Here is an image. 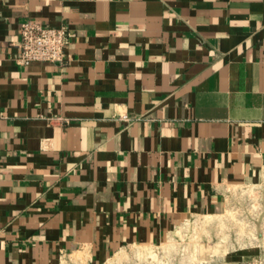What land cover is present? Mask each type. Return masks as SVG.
Instances as JSON below:
<instances>
[{
	"label": "crops",
	"instance_id": "0c3cea01",
	"mask_svg": "<svg viewBox=\"0 0 264 264\" xmlns=\"http://www.w3.org/2000/svg\"><path fill=\"white\" fill-rule=\"evenodd\" d=\"M25 20L63 62L17 63ZM260 184L264 0H0V264L157 248Z\"/></svg>",
	"mask_w": 264,
	"mask_h": 264
},
{
	"label": "rangeland",
	"instance_id": "374dc122",
	"mask_svg": "<svg viewBox=\"0 0 264 264\" xmlns=\"http://www.w3.org/2000/svg\"><path fill=\"white\" fill-rule=\"evenodd\" d=\"M230 210L187 222L173 243L128 246L105 264H252L243 258L264 247V184L242 186Z\"/></svg>",
	"mask_w": 264,
	"mask_h": 264
},
{
	"label": "built area",
	"instance_id": "2783aa9c",
	"mask_svg": "<svg viewBox=\"0 0 264 264\" xmlns=\"http://www.w3.org/2000/svg\"><path fill=\"white\" fill-rule=\"evenodd\" d=\"M17 63L28 66L35 62L55 64L65 60V49L74 34L66 27H51L25 20L18 28Z\"/></svg>",
	"mask_w": 264,
	"mask_h": 264
}]
</instances>
